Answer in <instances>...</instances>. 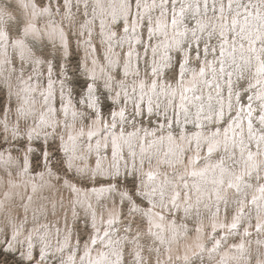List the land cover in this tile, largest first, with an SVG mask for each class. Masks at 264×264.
<instances>
[{
	"label": "snow or ice",
	"instance_id": "obj_1",
	"mask_svg": "<svg viewBox=\"0 0 264 264\" xmlns=\"http://www.w3.org/2000/svg\"><path fill=\"white\" fill-rule=\"evenodd\" d=\"M0 214L14 264H264V0H0Z\"/></svg>",
	"mask_w": 264,
	"mask_h": 264
},
{
	"label": "rangeland",
	"instance_id": "obj_2",
	"mask_svg": "<svg viewBox=\"0 0 264 264\" xmlns=\"http://www.w3.org/2000/svg\"><path fill=\"white\" fill-rule=\"evenodd\" d=\"M99 36L96 35L94 43L95 44H99ZM117 51H119V49H117ZM83 55V52L81 51V56ZM103 62V61H101ZM20 203V201H15V204L18 205ZM12 215L16 216L17 220L23 219V209H19V214L17 215V213L14 211L12 213ZM2 221V222H1ZM41 223H44L46 221H44L43 219L40 220ZM32 223H31V210L29 212V223L26 225V227L28 229H31L32 227ZM62 226V225H61ZM5 227V221H4V217L2 214H0V229H3ZM83 228V223L81 222L80 224V229ZM8 231H10V227L7 229ZM79 234V229H78V233ZM23 238V237H21ZM256 237H253V247H255L254 241H255ZM65 255H67V253H65ZM57 256H59V254H57ZM14 260H19V253H15V254H9V253H3L2 256H0V261H7L8 264H14ZM50 264H59V260H55V261H51L49 262Z\"/></svg>",
	"mask_w": 264,
	"mask_h": 264
},
{
	"label": "bare ground",
	"instance_id": "obj_3",
	"mask_svg": "<svg viewBox=\"0 0 264 264\" xmlns=\"http://www.w3.org/2000/svg\"><path fill=\"white\" fill-rule=\"evenodd\" d=\"M16 201H18V200H16ZM1 222H2V221H1ZM4 262H5V261H0V264H4ZM7 264H8V263H7ZM49 264H50V263H49Z\"/></svg>",
	"mask_w": 264,
	"mask_h": 264
}]
</instances>
